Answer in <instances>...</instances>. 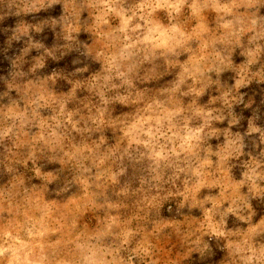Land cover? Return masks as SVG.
Instances as JSON below:
<instances>
[{
    "label": "clouds",
    "instance_id": "clouds-1",
    "mask_svg": "<svg viewBox=\"0 0 264 264\" xmlns=\"http://www.w3.org/2000/svg\"><path fill=\"white\" fill-rule=\"evenodd\" d=\"M0 264H264V0H0Z\"/></svg>",
    "mask_w": 264,
    "mask_h": 264
}]
</instances>
